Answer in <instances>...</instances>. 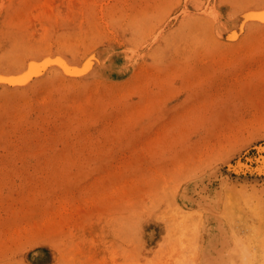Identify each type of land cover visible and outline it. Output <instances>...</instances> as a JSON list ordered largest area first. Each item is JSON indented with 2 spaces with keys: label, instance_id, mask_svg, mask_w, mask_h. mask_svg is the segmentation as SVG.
<instances>
[{
  "label": "rangeland",
  "instance_id": "obj_1",
  "mask_svg": "<svg viewBox=\"0 0 264 264\" xmlns=\"http://www.w3.org/2000/svg\"><path fill=\"white\" fill-rule=\"evenodd\" d=\"M262 12L0 0V264H264Z\"/></svg>",
  "mask_w": 264,
  "mask_h": 264
},
{
  "label": "bare ground",
  "instance_id": "obj_2",
  "mask_svg": "<svg viewBox=\"0 0 264 264\" xmlns=\"http://www.w3.org/2000/svg\"><path fill=\"white\" fill-rule=\"evenodd\" d=\"M253 13V12H249L248 14L249 15H251V14ZM258 13V12H257ZM259 14H261V16H259V17H262V18H264V12H262V13H259ZM259 14H257V15H259ZM258 17V18H259ZM251 18V17H250ZM255 18H256V16H255ZM249 19V18H248ZM257 19V18H256ZM260 19V18H259ZM263 21V20H262ZM259 22H261V21H259ZM259 24H263L264 25V23H259ZM47 60V59H46ZM43 61H44V59H43ZM43 61H36V60H30L29 62H27V64H26V66H25V68H23L22 70H19L18 72H14V73H1L0 72V82H4V81H6V80H13V82L12 81H8V82H12V84H14V85H16V84H22V83H25V82H27V81H29L31 78H33L35 75H38V74H40V73H43L42 71L43 70H46V69H44V68H46V64H47V62H43ZM50 62V61H49ZM60 62H61V65L62 64H64V63H62L63 61L62 60H60ZM50 63H52L53 64V62H50ZM49 63V64H50ZM55 63V62H54ZM56 64V63H55ZM57 64H59V63H57ZM46 65V66H45ZM86 65V64H85ZM63 66V65H62ZM65 66H66V64H65ZM68 66V65H67ZM59 67V66H58ZM57 67V68H58ZM61 68V67H60ZM66 69H67V67H65ZM63 69H64V67H63ZM62 69V70H63ZM55 70V69H54ZM65 70V69H64ZM68 70V69H67ZM66 72V71H65ZM64 72V73H65ZM69 73V72H68ZM63 74V73H62ZM42 75V74H41ZM66 75H68V74H66ZM35 77H37V76H35ZM33 80V79H32ZM5 83V82H4ZM13 85V86H14ZM252 154H253V156H254V161L256 162V163H261L259 166H257V168H259V169H262V168H264V143H262V144H259V145H257L256 147H255V150L254 151H252ZM251 154V155H252ZM254 218H258L257 216V212L255 211L254 212ZM261 221L259 220V224H257L256 226L257 227H259V225L261 226Z\"/></svg>",
  "mask_w": 264,
  "mask_h": 264
}]
</instances>
